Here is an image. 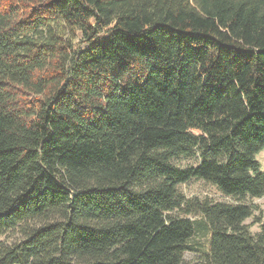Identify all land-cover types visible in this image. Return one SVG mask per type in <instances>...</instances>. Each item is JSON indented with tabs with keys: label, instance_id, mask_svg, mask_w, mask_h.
<instances>
[{
	"label": "trees",
	"instance_id": "1",
	"mask_svg": "<svg viewBox=\"0 0 264 264\" xmlns=\"http://www.w3.org/2000/svg\"><path fill=\"white\" fill-rule=\"evenodd\" d=\"M262 150L264 0H0V264H264Z\"/></svg>",
	"mask_w": 264,
	"mask_h": 264
},
{
	"label": "rangeland",
	"instance_id": "2",
	"mask_svg": "<svg viewBox=\"0 0 264 264\" xmlns=\"http://www.w3.org/2000/svg\"><path fill=\"white\" fill-rule=\"evenodd\" d=\"M257 158L260 161L262 171L264 172V150L258 154ZM189 163L197 164L198 160L184 159L180 162L181 165H187ZM179 191L189 201H194L196 199H209L214 202H235L232 197L224 195L216 186L201 179H192L187 183L181 184L179 186ZM248 202L255 208V210L254 215L248 218L245 223L251 227V231L254 234H257L261 230L262 223H264V196L261 198H250ZM175 215L190 219H195L197 217V215L187 214L183 211H176ZM15 238L16 236L11 234L7 239L4 237L3 240L12 241ZM199 258V254L194 251H187L185 254V260L189 263L195 262L199 260Z\"/></svg>",
	"mask_w": 264,
	"mask_h": 264
}]
</instances>
